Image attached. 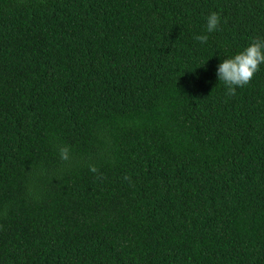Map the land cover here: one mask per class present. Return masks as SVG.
Here are the masks:
<instances>
[{"label": "trees", "instance_id": "obj_1", "mask_svg": "<svg viewBox=\"0 0 264 264\" xmlns=\"http://www.w3.org/2000/svg\"><path fill=\"white\" fill-rule=\"evenodd\" d=\"M254 38L264 0H0V264H264V64L216 75Z\"/></svg>", "mask_w": 264, "mask_h": 264}, {"label": "clouds", "instance_id": "obj_2", "mask_svg": "<svg viewBox=\"0 0 264 264\" xmlns=\"http://www.w3.org/2000/svg\"><path fill=\"white\" fill-rule=\"evenodd\" d=\"M220 23L221 17L218 13L209 14L206 19V33L211 34L217 31ZM194 39L203 44L207 43L209 36L199 34ZM262 64H264V39L259 38H254L243 51L224 59L218 65L216 75L218 80L225 85L226 95L234 96L237 88L250 84ZM59 154L62 161H71V150L68 146H60ZM89 170L92 173L99 172L95 165H90ZM97 179H102V176L98 175ZM124 179L129 180L130 177L125 176Z\"/></svg>", "mask_w": 264, "mask_h": 264}]
</instances>
